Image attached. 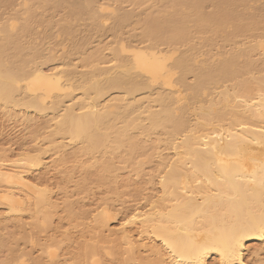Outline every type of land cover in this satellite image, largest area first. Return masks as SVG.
<instances>
[{
	"label": "bare ground",
	"instance_id": "6f19581e",
	"mask_svg": "<svg viewBox=\"0 0 264 264\" xmlns=\"http://www.w3.org/2000/svg\"><path fill=\"white\" fill-rule=\"evenodd\" d=\"M104 1L115 7L99 0H24L8 18L0 11V109L51 114L49 137L78 142L76 154L89 157L85 168L98 170L99 181L127 167L140 175L145 154L160 157L149 176L153 184L158 177L160 196L128 211L116 231L109 229L106 206L92 213L78 250L62 264H264L248 248H264V3ZM13 2L0 0V10ZM146 3L152 7L140 15L136 10ZM53 12L61 13L59 20ZM52 26L60 56L53 49L45 55L41 46L52 40L46 30ZM36 28L44 30L40 43ZM91 33H109L113 41H99L87 53ZM124 33L132 41L121 39ZM73 56L78 65L69 62ZM59 58L61 69L44 70ZM49 144L57 154L67 147ZM159 145L173 157L162 158ZM39 152L0 162L6 214L0 223L24 229L22 214L33 222L19 238L0 232L6 251L0 264H61L53 249L59 229L39 240L61 206L51 190L28 180L29 169L43 162L46 150ZM63 203L68 219L77 220L68 198ZM20 240L39 247L33 263L30 252L17 248Z\"/></svg>",
	"mask_w": 264,
	"mask_h": 264
},
{
	"label": "rangeland",
	"instance_id": "374dc122",
	"mask_svg": "<svg viewBox=\"0 0 264 264\" xmlns=\"http://www.w3.org/2000/svg\"><path fill=\"white\" fill-rule=\"evenodd\" d=\"M13 1H14L13 3H10L11 6L10 4H8L7 6L4 5L5 7L2 6L0 11L2 12L4 10L2 13L4 15V18H6L7 15H9V13L13 14L16 10L18 11V8L20 7V5L23 3L24 0H13ZM99 2L100 3L105 2L104 4L106 5L108 4V6H110L109 4H112L111 3L112 1L99 0ZM263 3L264 0H261V3L259 2L257 5ZM122 6L124 9L127 10L128 9L130 10V8H132V6H130L128 3H125V5ZM110 7L114 8L115 5L113 4ZM151 7H152L151 3H146L143 4L136 11L140 15H142L146 10L150 9ZM49 15L53 17L54 21H57L60 19L61 13L53 12L50 13ZM189 27H191V25H189ZM46 30H47V34L52 35V40L50 41L49 38L43 40L44 34L42 35V31L44 32V30L42 28L40 29L36 28L35 36L38 37L36 41L38 40V42L40 43L41 41L39 39L43 40L41 42V46H43V48L45 49L44 51L45 55L49 52L50 49H53L54 53L57 56H60V53L62 52L60 47L54 46L53 43V42L56 43V41H58L56 38L57 29L52 26L50 27V29L48 28ZM136 32H138V30ZM81 36H83V34H81L80 37ZM120 38L127 42L132 41L129 38V35L126 33L121 35ZM99 41L107 43L109 41H113V38L112 35H110L109 33L105 35H101L99 33H91L90 40L88 44L84 47L85 52L88 53L94 50L98 46ZM65 44H66L65 50L68 52L70 48L67 43ZM104 54H106V52H104ZM69 62L72 65L79 64L78 59L75 56L71 57ZM62 67H63L62 60L59 58L46 64L44 70L45 71H51L54 69L59 70ZM186 76H187L186 78L189 77L188 75ZM190 77L192 78V80H194L192 76ZM190 77L188 78V80L186 79L188 82L191 80ZM192 80L191 82H193ZM51 119H52L51 114H47L43 116V115H37L32 111L25 112L24 110H19L14 108L0 109V162L3 160L5 161L6 159L7 164L8 161L10 162V160H11L10 163H12L14 162L15 159H18L19 156H22L24 154L28 153L30 156L35 157L34 156L35 154L40 153L39 152L40 149L46 150V153L44 152V154H42L44 157L41 156V158L43 159L42 164L40 166L31 167L29 169L27 177L32 184L41 187L42 189H44L43 187H46L45 188L46 190L48 189L51 190V195L53 197L52 199L61 205L55 211L56 213L52 215L51 220L48 221L49 224L47 223L48 225L46 227V230L42 234H40L41 236L39 235L40 236L39 240L43 242L47 238H49V236L52 235L50 230L51 227L59 229L58 232L60 234L56 233V237H57L56 241L59 242V245L58 247L56 246L54 247L53 245V249L56 251V255H57L56 261L62 264V262L64 263V261H70L69 253L74 254L78 250L79 243L82 239L81 232H83L82 231L83 227L90 225L92 219L91 218L92 213H97L101 211L102 207L106 206L111 216V220L109 222V226H110L109 229L110 231H116L119 229L118 227L122 223L124 217L128 214L127 213L128 211L130 212V210L132 209L145 207V204L147 205V201H148L147 199L153 198V200H156L158 196H160L158 195V193L160 194V189H159L160 187L159 185H157L156 182L158 181L157 179L158 177H156V179L154 178L156 180L155 181L156 184L155 182L153 184L152 180H150L149 182V179H151L149 176H152V174L154 173V169H156L155 167L159 163L160 157L158 158L157 157L158 155L155 156L154 158L149 157L150 159L149 160L148 158H145L148 157L151 153V151L150 153H148L149 152L148 151L147 153L149 155L145 156L146 155L145 154L140 159L143 164L142 174L136 175L133 172V168L129 169L130 167L129 168L127 167L124 170L116 171L114 174L111 175V177H107L103 181H99L97 178L98 170L96 171L95 168H85L88 167L89 163L91 162L89 157H84V156H80L79 154L78 155L76 154L77 149L80 147L78 142L76 143L75 141L71 142L68 139H61V137L59 136L52 138L49 137V135L53 131V124H54V122L50 121ZM158 135L154 137L152 136L151 137L152 140L154 141ZM162 137L163 139L166 138L164 135ZM52 139L57 142L66 144L67 146L66 148L68 150L65 148L62 154L55 153V151L50 147L49 144V141ZM161 145L158 146L157 153L161 154L162 158L164 156L166 157V155L172 158L173 157L172 151L170 150L171 151L170 153L168 152L169 150L166 149L163 150L165 147H161ZM75 155H76L75 159L78 160L77 162L75 159H73L74 158L73 156ZM4 161L3 163H5ZM77 164L79 166L81 165L80 167L81 168L84 167L85 169L82 170L77 166ZM123 168L124 167L122 166V169ZM154 197H156V199ZM66 198H68V200L71 202L72 214H74V216L78 218L77 220L68 219L64 209L69 205L68 206L67 204L63 205L64 204L63 201H65ZM4 209H5L4 207L0 206V219H2L1 217L6 215L4 213ZM112 216L114 219H112ZM28 217L29 215L27 214H22L21 216L18 217V219H20V222L23 223L22 225H24L23 226L24 229L23 228L21 229L23 231L19 230L17 224H14L12 222L0 223L1 234L3 233L2 235L9 236L11 239L12 237L19 238L21 236L20 234L23 233L28 234L30 230L32 231L31 226L33 224V222L30 221V218ZM131 230L134 231L135 228L132 227ZM66 233L67 236L68 235L70 236L69 242H65L63 238V237H67L64 236L66 235ZM103 234L104 235L108 234V231L106 233L103 232ZM135 237H137L136 234L134 235V238ZM36 246L37 245L31 247L29 243L27 242L25 243L24 241L21 240L18 241L17 244L18 249H22L30 252L29 259L31 260L32 258L35 259L40 255L39 247ZM248 246L250 252L257 250L259 252L258 259L260 260L261 258L264 261V248L262 246H259L258 244L255 243H250ZM5 256H6V251L3 248H0V262L5 258ZM29 259H27L28 262H30ZM248 260L251 261L255 260V256L250 255L248 257ZM31 262L33 263V260ZM209 262H213V259L212 258L209 259Z\"/></svg>",
	"mask_w": 264,
	"mask_h": 264
}]
</instances>
